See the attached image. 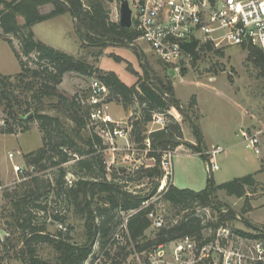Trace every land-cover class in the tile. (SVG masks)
I'll list each match as a JSON object with an SVG mask.
<instances>
[{
  "label": "trees",
  "instance_id": "trees-1",
  "mask_svg": "<svg viewBox=\"0 0 264 264\" xmlns=\"http://www.w3.org/2000/svg\"><path fill=\"white\" fill-rule=\"evenodd\" d=\"M119 1L0 0V37L12 47L13 41L9 36L18 40L19 51L13 48L20 64V70L15 74L0 73V107L8 112L12 120L34 119L38 122L42 132V145L25 154L26 163L32 171L56 168L52 179L33 176L34 188L11 200L14 220L22 236L23 252L28 264L81 263L90 252L94 238L99 237L103 242L110 229L115 227H110L111 223L116 222L114 224L116 225L121 222L120 212L137 208L147 196L129 192L113 179L109 180L105 176L106 166L101 158V151L102 148L107 147L106 144H103L100 136L88 126L86 108L83 107L78 93L67 94L59 88L66 73L76 72L93 76V73L97 72L94 66L84 57L56 49L35 38L32 30L35 23L69 12L80 38V46L96 49L95 55L99 56L104 47L131 43L138 35L132 28L122 27L117 21L111 20L107 4ZM44 5H50L51 9L43 12L41 9ZM19 17L22 18V22L19 21ZM206 48L212 49V45L206 43L202 49ZM246 49L247 60L256 68L264 69L262 51L256 46H248ZM31 54L33 56L30 58ZM22 56L28 57L29 61H25ZM98 73L95 77L99 78L111 94L116 96L125 111L137 105V111L134 112L137 115L134 120L129 121L130 139L133 143L142 144L148 137L152 148L160 147L162 151L174 150L179 146L183 138L182 127L168 113L175 108L189 119L194 129L197 144L186 141L185 145L198 152L206 149L196 119L192 115L189 118L170 81L158 76L148 77L149 72L146 68H144L145 77L134 85L124 83L114 71H105L101 74L98 71ZM181 73L184 74V70ZM16 89H22L21 92L25 93L23 98L15 92ZM46 97L55 98L56 101L45 105ZM188 105L193 107V103ZM47 106L54 108L58 114H63L72 126L65 128L58 114L43 112ZM154 113H165L168 123L164 129L147 133V124ZM83 129L88 131V135L83 136ZM12 130L8 128L4 132L8 133ZM78 142H81V145ZM83 143L88 149H83ZM160 157L159 152L156 154L155 166L147 169L145 175L161 177ZM95 164H100V175L94 178L85 177L84 175L93 172ZM68 172L73 175L70 182L66 179ZM255 182L253 175L248 174L220 185H215L213 177L209 176L206 188L200 191L178 188L171 184L163 195V200L173 208L184 212L181 219L159 228L154 237L148 240L145 239L144 232L150 222L145 211L141 210L130 215L127 219V227L133 240L145 239L142 246L166 243L186 235L205 244L214 239L217 227L226 226L225 222L235 220L238 214L232 209L218 212L217 221L212 224L210 219L206 220L204 214L196 213L194 208L211 206L212 196L218 189L226 191L228 195L242 198L247 194L248 187L250 188ZM50 192L52 198L47 195ZM245 203L243 213L251 208L247 201ZM69 209L84 221L86 241L82 244L72 242L66 234L67 230L62 232L56 229L55 232H51L47 228L48 220L64 224L66 221L64 213ZM246 224L260 232L253 234L235 229V233L250 238L264 236L261 233L263 230L259 227L247 221ZM208 226L214 227V230L211 235L204 237L202 232ZM66 227L68 228V225ZM42 244L52 249V259L45 260L38 257L37 250ZM254 264H264V262L258 261Z\"/></svg>",
  "mask_w": 264,
  "mask_h": 264
},
{
  "label": "rangeland",
  "instance_id": "rangeland-1",
  "mask_svg": "<svg viewBox=\"0 0 264 264\" xmlns=\"http://www.w3.org/2000/svg\"><path fill=\"white\" fill-rule=\"evenodd\" d=\"M120 2L107 4L111 20L117 22ZM50 9V5H44L41 10L47 12ZM19 21L22 22L21 17H19ZM32 30L35 38L56 49L84 57L94 66L97 72L93 73V76L68 72L59 84L60 90L67 94L77 92L81 100L85 97L92 78L99 74L98 71L100 74L105 71H114L127 85H134L139 79H143L145 77L144 68L149 72L148 77L158 76L165 81H170L184 110L188 112L189 118L192 115L196 119L202 138L207 144L205 148L208 150L211 145L216 146L217 144L226 147L215 157L218 169L209 175L206 171V158L204 159V156L198 151L185 145L187 141L185 136L189 139L195 138V144H197L193 126L189 125V119L185 118L183 113L172 108L169 114L180 123L183 133V138L180 140L182 143L174 148L175 153L171 160L172 178L174 176L175 184L194 186L200 191L206 188L209 176L213 177L215 185H220L237 177L252 174L256 182L250 188L248 187L247 194L242 198L228 195L226 191L218 189L212 196L213 204L211 206L196 207L194 211L199 214L203 213L205 219H210L209 221L214 224L217 221L218 212L232 209L238 215L235 220H227L225 225L231 228L234 233L235 229L253 234L260 232L249 227L246 221L264 231V224L261 223L264 220V157L261 163L260 159L251 150L246 149L239 141V137L236 136V132L241 128L264 126V69L256 68L252 62L247 60L248 50L246 48L239 45L206 48L196 54L191 62H184L179 67H172L165 65L153 55L149 46L142 41L140 43L137 41L134 45L131 43L108 45L103 48L101 55L96 56V49L80 46V38L68 13L35 23ZM9 37L13 41V47L19 51L18 40L13 36ZM13 47L0 37V73L2 74H15L20 70V64ZM32 56L31 54L29 57ZM22 58L29 61L28 57L22 56ZM171 70H174L175 74H171ZM183 70L184 74L181 73ZM106 89L108 101L111 103L109 105L111 115L118 120L120 117L124 121L134 120L137 115L134 113L137 111V105H133L129 111H125L107 86ZM21 90L16 89L15 92L23 98L25 93ZM55 101V98H44L45 105ZM190 103H193V107H189ZM43 112L58 114L54 108L48 106ZM58 115L65 128L72 126L63 114L59 113ZM25 117L23 116V118ZM155 127L150 124V121L148 122L147 129L154 131ZM8 128H12V132H4ZM86 135H88V131L83 129V136ZM41 137L42 132L36 120H12L8 112L3 111L0 107V264H28L23 252L22 236L14 220L11 200L34 188L33 176L36 175L40 179L48 177L52 179L53 172L56 171L55 167H49L43 171H32L26 163L25 154L42 145ZM129 141L128 147L124 140L117 139L115 147H118L119 150L116 151L106 150L108 146L103 143L107 146L101 151V158L106 166L105 176L109 180L113 179L129 192L148 195L154 190L160 177L147 176L145 172L155 166L156 154L159 152L161 161L163 151L160 147L152 148L150 142L147 143L145 140L142 144L133 143L131 139ZM78 143L81 145V142ZM141 145L143 146L141 147ZM83 149H88L84 143ZM10 153L13 154L12 158L9 156ZM16 164L21 166V173L14 172L13 167ZM99 166L100 164H95L91 174L83 175L87 178L97 177L101 173ZM66 179L70 182L73 179L72 173L68 172ZM47 195L52 198L51 192ZM245 201L251 206L249 214L242 212L243 206L246 205ZM161 204L164 226L182 218L183 211L173 208L164 200L161 201ZM64 214L66 215L65 223L68 225L66 234L69 235L72 242L84 243L86 230L83 219L70 209ZM120 215L122 217L121 213ZM65 223L64 225H66ZM115 223L112 222L110 227L115 226L114 228H116L119 223L114 225ZM47 228L49 231L55 232L56 229H59L58 223L48 220ZM114 228L111 229L114 230ZM218 228L215 229V232ZM213 230L214 227L208 226L203 230V236L208 237ZM156 231L153 228L146 229L145 239L153 238ZM263 231L262 234H264ZM145 239H142L141 242L144 243ZM249 239L250 243H253L256 238L249 237ZM37 253L41 259L47 260L53 257L52 249L46 244L40 245ZM251 263L254 264V262L247 264ZM209 264H218V255L214 254L213 260Z\"/></svg>",
  "mask_w": 264,
  "mask_h": 264
},
{
  "label": "built area",
  "instance_id": "built-area-1",
  "mask_svg": "<svg viewBox=\"0 0 264 264\" xmlns=\"http://www.w3.org/2000/svg\"><path fill=\"white\" fill-rule=\"evenodd\" d=\"M128 3L132 10L130 28L138 33L131 44L146 43L152 54L167 66L179 67L184 62H191L196 54L205 50L202 48L206 43L214 48L256 46L264 54V0H128ZM194 39L196 47L188 53L182 45ZM106 90L105 84L93 77L82 104L86 108L89 127L107 144L106 150L116 151L119 150L115 147L117 139L124 140L129 147L131 124L129 120H117L111 115ZM167 123L165 113H154L150 121L156 130L164 129ZM151 131L148 129L147 133ZM236 136L246 149L263 159L264 126L241 128ZM145 141L149 143V138ZM225 149L216 145L198 152L206 158L208 174L218 169L215 157ZM174 153L175 150L169 149L162 153V175L157 188L145 196L137 208L122 210L121 222L103 238V242L95 237L90 252L79 264H209L214 254L218 255V264L263 262L264 238H256L250 243L249 237L235 234L228 226H220L214 239L205 244L189 235L147 246H142V239H132L127 219L138 211H145L150 222L148 228L158 230L164 226L161 201L172 184ZM9 156L12 158L13 154ZM13 170L22 172L18 164ZM58 228L66 231L63 223H58Z\"/></svg>",
  "mask_w": 264,
  "mask_h": 264
},
{
  "label": "water",
  "instance_id": "water-1",
  "mask_svg": "<svg viewBox=\"0 0 264 264\" xmlns=\"http://www.w3.org/2000/svg\"><path fill=\"white\" fill-rule=\"evenodd\" d=\"M119 8V20L118 23L125 28H130L132 23V10L129 6L128 0H120ZM197 41L194 39L191 42H185L182 47L188 53H191L196 47ZM171 74H175L174 70L170 71ZM30 115V114H29Z\"/></svg>",
  "mask_w": 264,
  "mask_h": 264
},
{
  "label": "crops",
  "instance_id": "crops-1",
  "mask_svg": "<svg viewBox=\"0 0 264 264\" xmlns=\"http://www.w3.org/2000/svg\"><path fill=\"white\" fill-rule=\"evenodd\" d=\"M65 13H68V14H70L69 12H65ZM65 13H63V14H65ZM63 14H60V15H63ZM57 16H59V15H57ZM70 16H71V18H72V21H73V24H74V20H73V17H72V15L70 14ZM54 17H56V16H54ZM53 18V17H52ZM51 19V18H50ZM45 21V20H44ZM42 22V21H41ZM39 23V22H38ZM35 25V24H34ZM33 25V26H34ZM32 26V27H33ZM55 48V47H54ZM116 73V72H115ZM71 94V93H70ZM111 103L109 102L108 103V109H109V105H110ZM120 119H122L121 117H120ZM119 119V120H120ZM118 120V119H117ZM123 120V119H122ZM189 125H190V123H189ZM184 130V129H183ZM184 132V136H185V130L183 131ZM185 138H186V140L187 141H189V142H192L193 144H195V138H187L186 136H185ZM203 142H204V140H203ZM204 145L207 147V144L204 142ZM217 145H219V144H217ZM213 145H211V147H212ZM259 158V157H258ZM205 159V158H204ZM260 159V162L262 163V159L261 158H259ZM263 170V169H262ZM172 184L174 185V186H176V187H178V188H188V189H191V190H195V191H199L197 188H195L194 186H190V185H183V186H180V185H176L175 184V182H174V176H173V178H172ZM253 207H255V206H253ZM247 214H249V212L247 211L246 212ZM251 223V222H250ZM261 223L262 224H264V220L263 221H261Z\"/></svg>",
  "mask_w": 264,
  "mask_h": 264
}]
</instances>
